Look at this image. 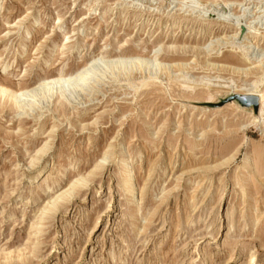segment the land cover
<instances>
[{"label":"rangeland","instance_id":"1","mask_svg":"<svg viewBox=\"0 0 264 264\" xmlns=\"http://www.w3.org/2000/svg\"><path fill=\"white\" fill-rule=\"evenodd\" d=\"M100 59L0 106V264H264V0H0L9 89Z\"/></svg>","mask_w":264,"mask_h":264},{"label":"bare ground","instance_id":"2","mask_svg":"<svg viewBox=\"0 0 264 264\" xmlns=\"http://www.w3.org/2000/svg\"><path fill=\"white\" fill-rule=\"evenodd\" d=\"M35 21L37 22V20H35ZM50 52L52 53L53 50H50ZM129 54H130V56H132L131 58H134L135 55L141 56L140 53H135V52L134 53H127L126 51L121 52V53H112V52H105L104 53V55H108L109 58H114V59H111L112 65L113 64H116V65H119V64L121 65L122 64V65H124V64H126V61L132 62L130 60H134V59H126L125 58V56H127ZM147 56H149V55H147ZM158 56L159 55H158V52H157L154 56H152V59L155 58V60H153V61L148 60V62H144V63H146L147 65L150 66V65H152L157 60ZM135 59L138 60L139 57H136ZM100 63H103L101 59L100 60H91L87 65H84V63H83L81 65V67L77 70V72L74 73V74H71V75H69L67 72H62V71L60 73H57L55 76H53L52 74L46 75V77H44L43 79L39 80V82H37L38 83L37 84L38 87L35 88V89H32V90H30V89H23V88H20V89H16L15 88V90H12V89H9V84L8 83L3 82V81L0 80L1 81V83H0V104H1V102H3V104H1L0 106H3V108H5V107L8 106V104H10L11 107L15 108V107H17V105L20 104L19 101H18V99L20 97L31 96V94H33L34 92L36 93L38 90H41V91L42 90L43 91L48 90L50 92L51 90H54V89H57V88H59L60 90H63V89L69 88V87H74L75 86V83L80 82V81H82L84 83H88L89 81L86 80L87 79V77H86L87 76V72H90L97 65H100ZM140 84L143 87L146 85L145 82H140ZM184 87L187 90H190V92L191 91H195V87H192L190 85H187V86H184ZM136 92H138V88L136 89ZM187 92H189V91H187ZM263 98H264V95L259 98L261 100V106L262 107L257 112V116L258 117H261V118L263 117V108H264V105L262 103ZM62 106H63V104H61V107ZM26 115L30 116L31 114L26 113ZM249 163H251V158L250 157H247V159L245 161V164H246L245 165L246 166L245 168L248 167ZM124 168H127V166H124L123 169ZM128 180H126V181H128ZM55 186H56V184H55ZM75 186L78 187V185H76L74 183V185H72V187H71L70 190L73 191V192H75V190H77ZM48 187L50 188L51 186H48ZM125 187H126L127 191L129 193H131V194L136 191L135 190V187H134V184H133V182L131 180L129 181V183H127L125 185ZM60 190H62V188ZM79 192H81V191L78 190V193ZM61 197H59L57 199H54V198L50 197L49 204L44 208V210L43 209L42 210L44 212L50 211L52 213H56L63 206H65L64 200H63V203L61 202Z\"/></svg>","mask_w":264,"mask_h":264},{"label":"water","instance_id":"3","mask_svg":"<svg viewBox=\"0 0 264 264\" xmlns=\"http://www.w3.org/2000/svg\"><path fill=\"white\" fill-rule=\"evenodd\" d=\"M250 103L249 104H254L255 105V108L256 110L258 109V102H257V99L255 97H253L252 99H250Z\"/></svg>","mask_w":264,"mask_h":264}]
</instances>
